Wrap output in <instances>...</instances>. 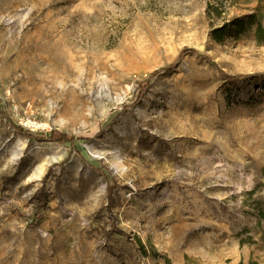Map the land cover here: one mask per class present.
<instances>
[{
  "label": "rangeland",
  "instance_id": "1",
  "mask_svg": "<svg viewBox=\"0 0 264 264\" xmlns=\"http://www.w3.org/2000/svg\"><path fill=\"white\" fill-rule=\"evenodd\" d=\"M256 24L264 0H0V264H264Z\"/></svg>",
  "mask_w": 264,
  "mask_h": 264
},
{
  "label": "trees",
  "instance_id": "2",
  "mask_svg": "<svg viewBox=\"0 0 264 264\" xmlns=\"http://www.w3.org/2000/svg\"><path fill=\"white\" fill-rule=\"evenodd\" d=\"M253 24L249 23V27H251ZM222 29H217L214 31V39L217 42H220L222 39ZM255 38L257 43L260 44H264V28L260 25V24H256V29L254 32ZM184 54H193L194 51L192 49H185ZM17 130L20 131V133H24L25 136H27V138H29L30 140L33 139H39V138H45L50 142H57V143H65L67 141H70V137L68 135H66L65 133H62L60 131H56V130H52L49 133H40V135H34L30 132H26L25 130H23L21 127H17ZM240 264H243L242 262H240ZM255 264V263H254Z\"/></svg>",
  "mask_w": 264,
  "mask_h": 264
}]
</instances>
